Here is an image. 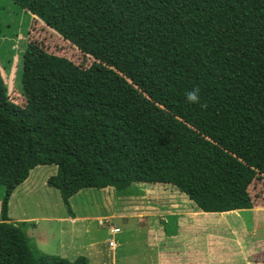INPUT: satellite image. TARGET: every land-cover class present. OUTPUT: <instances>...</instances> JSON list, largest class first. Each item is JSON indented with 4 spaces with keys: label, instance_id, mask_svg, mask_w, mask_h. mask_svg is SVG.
<instances>
[{
    "label": "trees",
    "instance_id": "trees-1",
    "mask_svg": "<svg viewBox=\"0 0 264 264\" xmlns=\"http://www.w3.org/2000/svg\"><path fill=\"white\" fill-rule=\"evenodd\" d=\"M9 1L95 62L29 43L23 106L0 74V264H88L39 252L10 222V198L38 166L56 167L47 185L67 209L83 189L133 184L172 186L204 213L252 208L248 188L264 178V0Z\"/></svg>",
    "mask_w": 264,
    "mask_h": 264
},
{
    "label": "rangeland",
    "instance_id": "rangeland-1",
    "mask_svg": "<svg viewBox=\"0 0 264 264\" xmlns=\"http://www.w3.org/2000/svg\"><path fill=\"white\" fill-rule=\"evenodd\" d=\"M29 43L83 68L95 62L31 14L9 0H0V74L8 98L14 104H25L22 73ZM31 172L28 180L10 198V222L22 227L30 244L39 252L69 261L82 256L88 259V264H128L129 260V264L142 263V236L126 220L141 214H160L157 210L159 202L182 198L169 185L133 184L123 195L113 190L83 189L69 199L67 209L59 190L47 185L49 177L56 173V167L38 166ZM248 192L253 201L264 202V178L254 180ZM3 194L4 188L0 186V197ZM61 218H66L69 223L57 222ZM74 218L76 220L72 221ZM229 222L242 229L240 248L244 252L264 250V214L255 221L248 211L231 216ZM109 227L120 229V233L111 235L110 240L115 241L114 250L108 247ZM127 242L128 253L124 252ZM95 251L99 256L94 254ZM125 258L129 259L124 263Z\"/></svg>",
    "mask_w": 264,
    "mask_h": 264
},
{
    "label": "crops",
    "instance_id": "crops-1",
    "mask_svg": "<svg viewBox=\"0 0 264 264\" xmlns=\"http://www.w3.org/2000/svg\"><path fill=\"white\" fill-rule=\"evenodd\" d=\"M34 183L32 182L33 185H35ZM32 184L27 183V185ZM148 185L158 186L157 184ZM100 190L114 191L111 187ZM180 196L182 198H168L167 201L164 199L159 202L157 210L160 211V214H141L126 220V223L138 230L144 242L142 249L144 258L140 264L263 263L264 253L261 251L264 250L259 248L261 250L244 252L240 248L242 229H238L229 222L231 216L248 211L252 213L255 221L258 220V217L264 214L263 200L257 202L252 200V208L243 211L204 213L186 196L181 193ZM74 220L76 218L72 219V221ZM57 222L66 223L68 221L66 218H61ZM60 232L63 231L60 230ZM127 245L128 242L124 244L126 253H128ZM94 254L99 256L96 251ZM125 259L124 263L129 258ZM115 263L117 264V262Z\"/></svg>",
    "mask_w": 264,
    "mask_h": 264
},
{
    "label": "clouds",
    "instance_id": "clouds-1",
    "mask_svg": "<svg viewBox=\"0 0 264 264\" xmlns=\"http://www.w3.org/2000/svg\"><path fill=\"white\" fill-rule=\"evenodd\" d=\"M197 92H198V90H193V91L188 92V94H187V100L190 101V102H196L198 100ZM118 233H120V229H119V232ZM118 233H116V234H118ZM110 237H111V235H110ZM108 241H110V240H108ZM108 246H109V244H108ZM115 248H110V249L111 250H114Z\"/></svg>",
    "mask_w": 264,
    "mask_h": 264
},
{
    "label": "built area",
    "instance_id": "built-area-1",
    "mask_svg": "<svg viewBox=\"0 0 264 264\" xmlns=\"http://www.w3.org/2000/svg\"><path fill=\"white\" fill-rule=\"evenodd\" d=\"M100 225H103V223L100 222ZM115 228L114 227H109V234L110 235H115L114 233H118L119 232V229L118 228L115 229ZM108 244H109L110 248H115V242L113 240H110Z\"/></svg>",
    "mask_w": 264,
    "mask_h": 264
}]
</instances>
